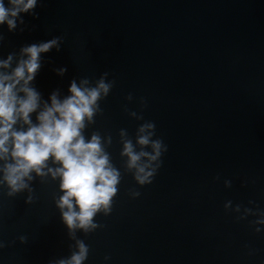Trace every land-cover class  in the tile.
I'll return each mask as SVG.
<instances>
[{
	"label": "water",
	"instance_id": "95a60500",
	"mask_svg": "<svg viewBox=\"0 0 264 264\" xmlns=\"http://www.w3.org/2000/svg\"><path fill=\"white\" fill-rule=\"evenodd\" d=\"M16 23L0 26L8 71L57 41L31 84L33 123L73 81L110 85L82 134L101 138L120 182L95 228L70 231L59 165L12 192L0 161V264H59L80 242L84 264H264V0H40ZM147 124L162 148L141 184L122 153L154 154L138 143Z\"/></svg>",
	"mask_w": 264,
	"mask_h": 264
},
{
	"label": "clouds",
	"instance_id": "9594fccd",
	"mask_svg": "<svg viewBox=\"0 0 264 264\" xmlns=\"http://www.w3.org/2000/svg\"><path fill=\"white\" fill-rule=\"evenodd\" d=\"M38 3L40 0H0V26L15 30L17 17L33 11ZM56 45L57 41L51 40L24 47L22 58L11 71L13 56L0 60V161L12 160L4 165L3 179L12 192L20 191L27 187L25 180L33 172L45 174L51 158L59 165L48 168V172L60 179L63 195L57 206L63 221L70 231L77 227L88 230L97 226L93 218L101 209L106 213L110 210L120 182V173L111 165L101 138L93 135L86 141L82 134L85 120L91 121L97 101L102 93L107 94L110 85L101 80L97 87L89 88L86 81L83 85L73 81L70 95L63 100L53 95L51 104L38 112L33 123L31 117L40 107V94L31 84L41 67V55ZM153 128L152 124L144 125L138 143L150 145L154 154L136 153L130 141L122 153L128 157L129 168L137 169L141 184L150 182L154 172L149 170L151 163L161 156L162 141H151ZM142 157L148 163L141 165ZM78 249L59 264H84L88 248L80 242Z\"/></svg>",
	"mask_w": 264,
	"mask_h": 264
}]
</instances>
